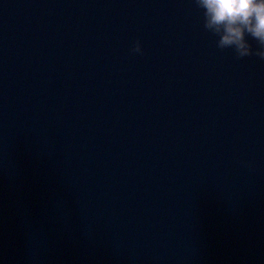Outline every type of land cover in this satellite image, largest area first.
Segmentation results:
<instances>
[{
    "label": "water",
    "instance_id": "95a60500",
    "mask_svg": "<svg viewBox=\"0 0 264 264\" xmlns=\"http://www.w3.org/2000/svg\"><path fill=\"white\" fill-rule=\"evenodd\" d=\"M0 264H264V0H0Z\"/></svg>",
    "mask_w": 264,
    "mask_h": 264
}]
</instances>
